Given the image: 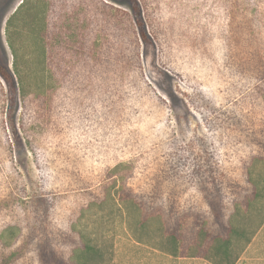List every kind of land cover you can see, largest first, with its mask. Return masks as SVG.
Returning <instances> with one entry per match:
<instances>
[{
    "label": "rangeland",
    "instance_id": "1",
    "mask_svg": "<svg viewBox=\"0 0 264 264\" xmlns=\"http://www.w3.org/2000/svg\"><path fill=\"white\" fill-rule=\"evenodd\" d=\"M138 2L155 70L129 0H0V59L30 146L0 133V264L63 259L81 210L107 264H211L195 247L197 224L221 226L209 197L225 217L256 189L244 222L258 227L235 264H264V0ZM117 162L146 215L179 216L176 255L158 249L155 218L139 239L117 212L86 220L89 189Z\"/></svg>",
    "mask_w": 264,
    "mask_h": 264
},
{
    "label": "trees",
    "instance_id": "2",
    "mask_svg": "<svg viewBox=\"0 0 264 264\" xmlns=\"http://www.w3.org/2000/svg\"><path fill=\"white\" fill-rule=\"evenodd\" d=\"M129 1L138 41L142 45L141 56L144 59L145 67L148 70H155L156 67L153 59L155 44L146 30L140 4L138 0ZM135 49L136 58L138 59V64H140L138 44H135ZM158 73H160V70ZM16 95L17 86L15 78L0 59V133L4 131V134L7 135L9 131L13 141L21 145L24 139V143L28 147L22 114H19L17 121L15 117ZM9 144L10 142H8V146H10L11 151V145ZM174 155L177 154H171V158L169 159L172 160ZM124 165L127 166L128 164L115 163L109 169L103 185L97 190L89 189L90 193L97 196H94L95 198L85 207L86 213H88L86 220L89 216L93 218L92 214H94L96 221L108 222L111 216L114 217L117 212L120 217L124 218L133 236L139 239L141 232L150 231L149 226L147 227L146 225L151 218H155L157 227L153 231L159 237L157 239L158 249L171 255H176L180 244L181 222L179 216L176 219L170 220V226H168L167 218L164 216L157 215L156 218L153 216L154 214L146 215L148 209L146 206H149L148 202L143 196L127 185L125 176L123 178L118 173L119 169ZM167 166L169 168L172 167L171 163H167ZM101 183L99 182V184ZM218 192L220 193L219 190ZM259 196L260 193L256 189L253 192L252 199L248 201L245 199L242 202L243 204L237 201L234 202L230 213L225 217L223 216L224 213L219 195L209 197L210 210L215 220L221 219V226L213 223L208 224L207 220L197 224L195 247L200 249L203 246V253L199 254V256L208 260L211 264H235L258 227L255 226L249 229L244 221L248 213L250 214V210L252 211L256 208L254 201ZM83 214L84 210H81L79 217L73 222L69 231V234L71 233L78 238V243L73 245L70 252L63 259L54 253L52 255L55 259L53 260L51 256L45 257V260L43 259L44 264H59L61 260L64 262L61 261L62 263L60 264H107L110 261L112 251L106 250V245H103L99 240L97 231L88 228V221L81 223V220H84ZM93 222L91 223L94 224ZM7 234L9 237L14 236L15 229L10 227L7 230Z\"/></svg>",
    "mask_w": 264,
    "mask_h": 264
}]
</instances>
